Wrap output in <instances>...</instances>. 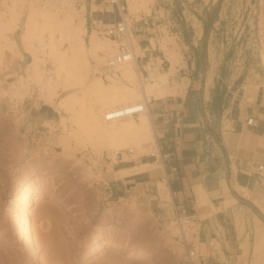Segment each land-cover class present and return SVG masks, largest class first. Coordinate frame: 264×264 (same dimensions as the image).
Here are the masks:
<instances>
[{
  "label": "rangeland",
  "instance_id": "374dc122",
  "mask_svg": "<svg viewBox=\"0 0 264 264\" xmlns=\"http://www.w3.org/2000/svg\"><path fill=\"white\" fill-rule=\"evenodd\" d=\"M90 1L65 0L63 5L59 0H35L32 5L18 1L22 18L13 33H9L16 46L11 53H0V264H177L182 256L174 253L164 232L165 228H174V237L182 242L176 216L154 208L158 203L167 208L171 206V200L161 196L159 182L149 185L148 189L134 187L121 193L112 192L110 179L119 176L115 169L122 165L158 159L152 167L161 168V156L151 154L156 149L150 148V154L126 161L122 150L114 158L110 147L99 148L89 143V132H81L83 141L74 139L63 143L61 134L78 125L70 118L72 114L58 107L61 96L66 93L63 86L67 73L62 70L58 75V63L46 45L58 40V29L54 32V27L43 18L33 24L34 35L45 44L43 50L38 44L32 50L30 46L35 43L31 41L29 45L22 37L29 12L43 5L52 12L68 11L75 21L84 20L87 34L83 57L90 63V77L100 74L110 82L107 73L119 71L123 66L109 70L111 67L104 63L116 52V44L96 28L104 24L94 20L97 15L90 16L91 10L98 8L95 3L89 4ZM129 10L131 15L149 14L151 19V33L143 35L140 31L132 35L133 43L139 40L145 49L141 54L138 52L145 55L141 64L151 58L163 71L170 62L164 48H160L162 42L175 48L181 53L180 62L170 83L183 81L184 90L188 81L185 73L190 68L203 66L206 86L212 87L217 102L221 103L209 115L214 117L217 109L226 107L232 92L237 91L238 98L249 102V89L264 86V0H152L146 8L129 7ZM110 14L114 13L105 11L106 18ZM93 30L101 38L111 39L109 55L104 57L102 51L96 54L88 51L89 34ZM149 38L157 43L150 44ZM183 60L189 61L190 68ZM49 77L56 79L60 90L53 102L42 90V83ZM158 101L153 99L150 103L152 110H156ZM42 103L54 108L53 119L43 114L39 108ZM63 121L67 125L65 129ZM155 130L158 132L157 124ZM225 136L229 142L230 134ZM157 141L160 148L158 137ZM129 149L124 151L130 155L136 153L135 149L132 152ZM26 187L31 188L32 200L40 188L46 196L23 206L28 203L25 202ZM50 191L62 197L71 206L69 210L59 207L58 198H51ZM41 211L44 213L39 215ZM99 222L104 228H97ZM186 228L189 233L195 232V247L200 252L199 223L191 221ZM39 231L47 244L38 243ZM106 236L127 245L138 244L153 251L155 258L141 260L130 254L129 246L119 250L101 245V239ZM212 242L218 244L216 240ZM250 246L252 249L254 246L252 260L246 252L239 264H264V229L256 221L254 243L252 240Z\"/></svg>",
  "mask_w": 264,
  "mask_h": 264
},
{
  "label": "crops",
  "instance_id": "0c3cea01",
  "mask_svg": "<svg viewBox=\"0 0 264 264\" xmlns=\"http://www.w3.org/2000/svg\"><path fill=\"white\" fill-rule=\"evenodd\" d=\"M93 3L98 6L91 10L90 16H98L95 21L105 24L118 18L116 13L105 16L112 5L103 0L89 2ZM186 63L190 68L189 61ZM202 71L201 65L185 73L188 81L183 93L151 98L159 100L156 110L150 104L149 114L154 130L157 124L161 168L115 176L110 179L112 192L148 189L165 178L171 190V206L158 203L154 208L174 215L183 209L196 216L203 264H239L246 252L252 260L255 217L264 222V211L258 204L264 201V182L255 171L256 165L264 162V86L260 85L255 99L249 102L238 98L237 91L232 92L228 105L222 104L224 107L213 117L209 111H216L217 97L212 87L206 86ZM39 108L54 118L52 106L42 103ZM250 116L255 118L253 125L246 122ZM225 133L230 134V142ZM231 149H240V155L232 154ZM146 162L152 161L122 165L115 171Z\"/></svg>",
  "mask_w": 264,
  "mask_h": 264
},
{
  "label": "bare ground",
  "instance_id": "6f19581e",
  "mask_svg": "<svg viewBox=\"0 0 264 264\" xmlns=\"http://www.w3.org/2000/svg\"><path fill=\"white\" fill-rule=\"evenodd\" d=\"M18 1H23V3L21 4L29 3L32 5L35 0H0V53H11L10 50L16 46V41H13L14 39L10 38L9 33H13L20 19L22 18L21 11H18L17 9ZM59 1L62 5L65 2V0ZM73 1L74 0H71V2ZM127 1L129 7L133 8V10L141 7L146 8L149 3L152 2V0ZM47 8L48 7H45L43 5V7L39 8L37 11L31 13L29 12L25 24L26 33L24 36H22L23 34L21 36L24 40L29 41V45H31V41H33L32 44L35 43V45L33 44L30 46L32 50L37 49V44L40 46L38 48H41L43 50L45 44L42 45L44 42L42 43V41L34 35L36 33V28L33 24L36 21L39 22V18H43L48 22L49 25L54 27V32L55 29H58V36L60 35V37H58V40H53L51 41V43L46 44L49 47V51H51V53L49 52L50 55L54 54L53 58H55V62L58 63V69H56L58 70V75L62 70L67 73L63 86V90H65L66 93L61 96L58 107L59 109H63L66 112L72 114L70 118L78 125L77 127L73 126L70 131H67L68 133H62L60 136V140L63 143H69L74 139L76 141H78V139L79 141H83L84 138L82 137L81 133L83 131L89 132L87 139L90 140L88 142H92L95 147H110L112 149V152L110 154H112L114 158H116L117 153L122 150L124 154L123 160L129 161L132 158H138L140 156L150 154V148H154L157 150H155V152H151L152 155H155L156 157L160 156L158 142L156 139V136H158V134L156 131L155 135L154 126L149 115V110L140 112L139 114H131V112H129L130 114L128 113L121 118L107 120L105 118V109L112 106L123 107L126 106L129 102L139 104L141 101H139L138 99L140 98H142V100H147V98H150L151 96L153 98H162L168 94L184 90L183 81H179L174 84L170 83V80H172L171 77L175 74L177 64L178 62H180L181 53L173 47H167V44H163L162 42L160 48H164L166 58L170 62V65L167 69L162 71L160 64L152 66V64L149 63L146 65L149 74L144 75L141 71V68L138 66V63L136 62V60H134L121 65L123 66L121 70L118 69L119 71H121L120 75L118 73L119 71H115L114 73L111 71L113 74H111V72H108L107 76L111 79L110 82H106L100 74L91 78L90 63L83 57V51L85 50L84 35L87 34V30L84 26V20L80 19L79 21H75L66 10H63L64 12L62 11L61 13L59 12V10H53L54 12H52ZM93 31L94 32L89 34L90 39L88 51H94L95 54L96 52L102 51L101 53L103 54L104 52V57L107 56L106 54H108V52L110 53L111 51V39L107 37L101 38L99 35H97V33H95V30ZM138 41L134 40L137 53L136 55H138V52L141 54V52L143 53L142 50H145L140 45V41ZM26 43L27 42H25V44ZM152 43L156 44L157 42L154 39ZM97 58H100L101 60V57L97 56ZM100 60L99 62H102L103 59L101 61ZM183 62L185 63L186 61L183 60ZM104 63L106 64L105 61ZM119 66L120 65H118L117 68H119ZM112 68L108 69L112 70ZM55 74L57 75V73ZM58 87L59 86L57 85L56 79L54 77H49L48 80L42 83V90L44 92V95L47 98H50L52 102L60 93ZM249 90L250 91L247 96L250 100H254L258 89L256 87H252V89ZM62 118H64L63 115ZM63 125L65 129L67 125L64 121ZM128 147H130L129 150L131 152L135 149L136 153L133 155L126 153L124 149ZM231 153L239 156L240 149H231ZM157 161L158 159L152 162L141 163L140 165H136L134 167H126L124 169L121 168V170H116L115 172L118 173V175L125 176L131 173L152 168V166L157 163ZM159 183L161 196L172 200L171 190L167 180L165 178L160 179ZM30 191L31 188H25V202L28 203H23V206H27L28 204H30V202L41 200L44 196H46L44 193V189L40 188L37 189L35 200H32V193L30 194ZM15 192L16 194L18 193L17 191ZM50 197L58 198L56 200L60 204L59 207H61L64 211L69 210V208L71 207L62 197L57 196L53 191H50ZM258 204L259 207L264 211V201H259ZM41 213L44 212H38L39 215ZM73 214H75L76 216L78 215L75 211H73ZM255 221L260 226V228L264 229V222L260 218L256 216ZM103 225V223H100L96 226L97 228H104ZM164 232L166 233L165 235L167 237V240L169 241L168 244L170 245L174 253H176L177 255H182L185 251V246L183 242L174 237V234L176 232L175 229L165 228ZM37 234L38 243L42 245L47 244V240L45 241L42 232L39 231ZM101 240V245L114 246L119 250H122L123 248L129 246L130 254L137 256V258L141 260L151 261L155 258L153 251H148L138 244L127 245V243L117 241V239L113 236H106Z\"/></svg>",
  "mask_w": 264,
  "mask_h": 264
},
{
  "label": "built area",
  "instance_id": "2783aa9c",
  "mask_svg": "<svg viewBox=\"0 0 264 264\" xmlns=\"http://www.w3.org/2000/svg\"><path fill=\"white\" fill-rule=\"evenodd\" d=\"M103 1L106 4L115 6V10L111 8L108 11L116 13L118 16V18L114 21L107 22L105 24L102 23L104 26L96 27L100 28V32H103L105 35L110 37L116 44V52L108 58L106 66L114 68L126 62L136 60L138 66L141 68L142 73H147L148 75L149 71L146 68V65L151 63L152 66H155L157 62H152L151 58H149L146 63L141 64L145 55H136V49L132 40V35L139 34L138 32L140 31L143 32V35L151 33V19L149 18V14L141 13L139 16L133 14L131 15L127 0ZM147 40L151 44L150 38ZM161 61L162 63L165 61L164 54L161 58ZM151 101V98H147V100H142L139 104L130 103L123 107L109 109L105 113V118L107 120H114L127 115L129 112H131V114H139L140 112L150 110ZM246 122L250 125L256 123L253 116L248 117ZM159 150L161 151V148H159ZM255 171L260 175L264 182V162L258 163L255 167ZM175 216L180 228V237L185 246V251L183 252L177 264H203V259L195 247L196 234L195 232L189 233L186 228L187 223L191 221L197 222L196 216L183 209L177 212Z\"/></svg>",
  "mask_w": 264,
  "mask_h": 264
}]
</instances>
